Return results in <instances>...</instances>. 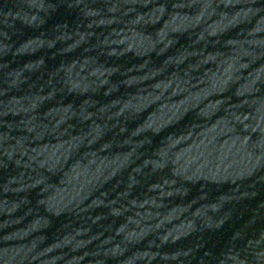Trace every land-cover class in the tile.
Segmentation results:
<instances>
[{
    "label": "water",
    "instance_id": "95a60500",
    "mask_svg": "<svg viewBox=\"0 0 264 264\" xmlns=\"http://www.w3.org/2000/svg\"><path fill=\"white\" fill-rule=\"evenodd\" d=\"M0 264H264V0H0Z\"/></svg>",
    "mask_w": 264,
    "mask_h": 264
}]
</instances>
